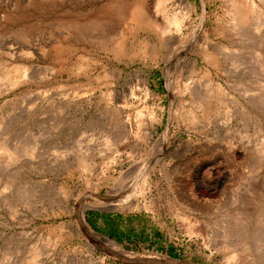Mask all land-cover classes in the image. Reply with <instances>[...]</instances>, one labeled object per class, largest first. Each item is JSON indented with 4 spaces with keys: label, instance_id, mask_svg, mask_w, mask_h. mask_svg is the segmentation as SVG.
<instances>
[{
    "label": "rangeland",
    "instance_id": "rangeland-1",
    "mask_svg": "<svg viewBox=\"0 0 264 264\" xmlns=\"http://www.w3.org/2000/svg\"><path fill=\"white\" fill-rule=\"evenodd\" d=\"M0 264H264V0H0Z\"/></svg>",
    "mask_w": 264,
    "mask_h": 264
},
{
    "label": "bare ground",
    "instance_id": "bare-ground-1",
    "mask_svg": "<svg viewBox=\"0 0 264 264\" xmlns=\"http://www.w3.org/2000/svg\"><path fill=\"white\" fill-rule=\"evenodd\" d=\"M252 5V4H251ZM246 12V11H245ZM95 238V237H94ZM103 242H105L106 244H111V243H109V242H106V240L105 241H103ZM112 246H115V245H113L112 244ZM117 248V247H116ZM118 249V248H117ZM119 251V250H118ZM121 254L123 253L122 251H119Z\"/></svg>",
    "mask_w": 264,
    "mask_h": 264
}]
</instances>
